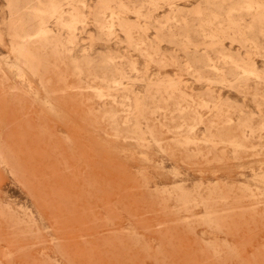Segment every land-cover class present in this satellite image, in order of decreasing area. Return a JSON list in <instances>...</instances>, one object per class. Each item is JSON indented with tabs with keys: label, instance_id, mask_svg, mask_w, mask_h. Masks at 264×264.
I'll list each match as a JSON object with an SVG mask.
<instances>
[{
	"label": "rangeland",
	"instance_id": "rangeland-1",
	"mask_svg": "<svg viewBox=\"0 0 264 264\" xmlns=\"http://www.w3.org/2000/svg\"><path fill=\"white\" fill-rule=\"evenodd\" d=\"M12 1L0 264H264V0Z\"/></svg>",
	"mask_w": 264,
	"mask_h": 264
},
{
	"label": "bare ground",
	"instance_id": "bare-ground-1",
	"mask_svg": "<svg viewBox=\"0 0 264 264\" xmlns=\"http://www.w3.org/2000/svg\"><path fill=\"white\" fill-rule=\"evenodd\" d=\"M7 1V0H6ZM9 1V0H8ZM14 1V0H13ZM13 1L11 2V3H13ZM17 1V0H16ZM26 1H28V0H26ZM31 2H33L32 0H30ZM20 2V1H19ZM36 2V1H35ZM152 2V1H151ZM17 3H18V1H17ZM37 3V2H36ZM7 4V3H6ZM27 4H28V2H27ZM38 4H40L39 3V1H38ZM10 5V4H9ZM28 5H31V4H28ZM154 5V4H153ZM12 6V5H11ZM15 6H16V4H15ZM61 6V5H60ZM9 7V6H8ZM13 7V6H12ZM11 8V7H10ZM15 8V7H14ZM14 8H11V9H14ZM19 8V7H18ZM85 8V7H84ZM33 9V8H32ZM18 10V9H17ZM23 10V9H22ZM28 10H30V9H28ZM14 11H16V10H14ZM25 11V10H24ZM50 11L51 12H49L52 16H54L55 17V19L57 20V21H60V23H62L63 25H64V21L62 22V12L61 11H59V9H58V7L56 6V5H53L52 4V7H51V9H50ZM139 11V10H138ZM39 12V11H38ZM11 13H13L12 11H11ZM42 13V15L43 14H46V12L45 11H40V14ZM48 13V14H49ZM39 14V13H38ZM47 15V14H46ZM50 15V16H51ZM120 15V14H119ZM64 17V16H63ZM73 17V21H74V16H72ZM71 17V18H72ZM217 17V16H216ZM51 18V17H50ZM76 18H77V16H76ZM79 18V17H78ZM214 19V18H213ZM76 20H78V19H75V21L74 22H77ZM58 23V22H57ZM43 24V23H42ZM65 25H66V23H65ZM67 26V25H66ZM69 26V25H68ZM77 26V25H76ZM71 27V26H70ZM42 30V29H41ZM72 31V30H71ZM76 32V31H75ZM36 39V38H35ZM24 45V44H23ZM69 90V89H68ZM222 143V142H221Z\"/></svg>",
	"mask_w": 264,
	"mask_h": 264
}]
</instances>
